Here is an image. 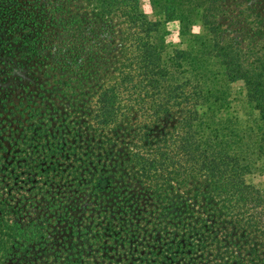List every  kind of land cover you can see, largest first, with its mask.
<instances>
[{"label":"trees","instance_id":"16d2710c","mask_svg":"<svg viewBox=\"0 0 264 264\" xmlns=\"http://www.w3.org/2000/svg\"><path fill=\"white\" fill-rule=\"evenodd\" d=\"M92 1L0 0V264H264V195L242 179L264 158V0H163L186 43L173 50L129 0ZM110 9L137 29L118 68L97 50ZM238 79L257 110L242 127L211 113ZM185 86L201 103L167 151L168 127L163 148L150 134L166 108L146 97Z\"/></svg>","mask_w":264,"mask_h":264},{"label":"rangeland","instance_id":"374dc122","mask_svg":"<svg viewBox=\"0 0 264 264\" xmlns=\"http://www.w3.org/2000/svg\"><path fill=\"white\" fill-rule=\"evenodd\" d=\"M131 4H134L137 8V12L141 13L147 21L156 23L154 26H151L148 30V33L150 35V40L152 41L153 45L157 46L158 48L163 45L168 50L173 49H183L186 45L184 39L180 38L178 33L179 23L175 18H169L167 19L164 14L162 13L163 9V0H129ZM200 1V0H199ZM241 2V1H247V0H226V2ZM90 2H93L90 0ZM90 2H84V3H90ZM203 5H205L204 2L200 1ZM136 4V5H135ZM100 11V9H99ZM107 19L110 21V24L112 25L111 29L112 32L108 33L106 36H102L99 38V48L98 55H104L103 62H105L108 67H116L118 68L123 63L126 65L125 59L131 57L132 55H135L136 53V34L135 31H137L136 28H130L128 29V24L124 22L122 17H120L119 13L116 10H111L106 15ZM198 28L200 26H197ZM195 27L196 29H198ZM129 30V31H128ZM134 31V32H132ZM139 31V30H138ZM140 34L144 35V32L139 31ZM101 44L106 45L105 49H100ZM122 64V65H123ZM128 70V69H126ZM128 71H133V68ZM160 84L165 85L163 80H160ZM164 93L162 94V91ZM176 92H168L167 89H163L161 87L159 91H157V95L150 97H146V104L145 107H150L152 104L156 106H161L166 108L165 113H160V117L155 121L154 124L150 125L152 129H150L151 137H156L157 144L163 148L164 145H162L165 141H161V137L158 135L161 133L162 130L166 129V132L172 133V144H170L169 147H167L168 150L175 151V145H177L178 137L177 135H180V130H169L170 125L173 122H176L178 120L181 121V118L184 117L186 114V111L188 109H193L196 104L201 103V99L199 97L195 96V92L190 87H182L175 90ZM159 93V94H158ZM171 96V97H170ZM155 97V98H154ZM227 98L229 102V106H227L224 110H217L214 112H211L212 110L207 109L205 104L200 110H198V113H202L204 109H206V112H211L214 115V119L216 121L224 120V119H231L234 121L235 119L238 120V122L242 124L246 121L247 118H255L257 117V110L251 109L249 104L246 103V89L245 84L241 80H234L228 84V91H227ZM152 103V104H151ZM151 109V107H150ZM148 114V110L146 111ZM207 114V116H208ZM249 116V117H248ZM128 118L130 122L135 123L137 121V113L136 112H130L128 114ZM210 117L208 116V119ZM126 123L123 122V124ZM118 125V126H116ZM179 125V124H178ZM130 127L127 124H124V127ZM211 126H214L211 124ZM231 126V125H230ZM229 126V128H230ZM118 127L119 130H116ZM237 129L239 127L234 125ZM127 130L123 131V126L121 127V121L116 123L115 125L110 124V133L114 135L119 141H123L127 138L125 135ZM177 147V146H176ZM166 151V150H165ZM178 151V148H177ZM179 155L181 157L182 152H179ZM257 152H255L254 155H252L250 158L252 159L253 163L250 164L248 171L242 175V179L245 181L247 185H251L254 188L258 189L261 194L264 195V158H260L257 156ZM264 203V201H262ZM264 216V211H263ZM264 218V217H263ZM131 221L136 222L137 219L133 216H131ZM94 233V232H93ZM102 233V229L98 231V234ZM232 235H235L237 233V230L231 231ZM104 236H108L105 234ZM237 240V239H236ZM101 241V240H100ZM105 243L111 245V242H113V246L109 247L111 250V253L114 251L119 253L116 255V258L120 259V248H118L116 245L117 241H110L108 240H102ZM134 245L139 246L142 245H150L154 250L159 251L160 246L156 242H150L147 241V238H143L142 236H137L134 241ZM154 243V244H151ZM141 245V246H142ZM149 247V246H148ZM115 249V250H113ZM154 264H159L158 262L154 261ZM175 264V263H173Z\"/></svg>","mask_w":264,"mask_h":264}]
</instances>
